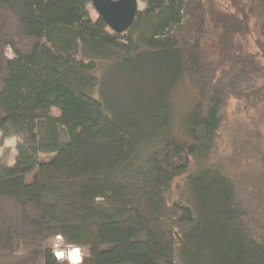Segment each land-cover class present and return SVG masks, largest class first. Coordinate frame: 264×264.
Listing matches in <instances>:
<instances>
[{
    "label": "trees",
    "instance_id": "1",
    "mask_svg": "<svg viewBox=\"0 0 264 264\" xmlns=\"http://www.w3.org/2000/svg\"><path fill=\"white\" fill-rule=\"evenodd\" d=\"M140 1L116 33L91 0H0V264H70L57 236L78 264H264V153L247 207L211 160L227 100L264 101V0Z\"/></svg>",
    "mask_w": 264,
    "mask_h": 264
},
{
    "label": "rangeland",
    "instance_id": "2",
    "mask_svg": "<svg viewBox=\"0 0 264 264\" xmlns=\"http://www.w3.org/2000/svg\"><path fill=\"white\" fill-rule=\"evenodd\" d=\"M216 1L220 4L226 2L225 0ZM143 8L144 4L139 0V10L141 11ZM88 10L90 17L97 25L109 29L91 5L88 6ZM253 38L252 35L246 37L247 47L249 51L256 52V48L253 46ZM5 53L9 58L13 57L10 48H7ZM193 91V86L186 83L180 90V96L184 100H190L194 96ZM51 114L57 116L59 109L52 108ZM222 117V124L218 131L211 160L220 163L226 172L237 183H240V199L242 204L247 207L252 204L253 192L257 190V188L251 189L248 179L258 176L261 172L259 158L264 153V101L231 97L222 109ZM17 141V137L4 138L0 134V165L11 166L14 163ZM185 178L186 174L177 177L172 182L167 193L170 201L179 198ZM48 246L52 248L58 260H66L70 264H78L85 253L82 248L64 244L59 236L51 240ZM72 250H75L76 255L79 256V261H75L71 257L70 252Z\"/></svg>",
    "mask_w": 264,
    "mask_h": 264
},
{
    "label": "water",
    "instance_id": "3",
    "mask_svg": "<svg viewBox=\"0 0 264 264\" xmlns=\"http://www.w3.org/2000/svg\"><path fill=\"white\" fill-rule=\"evenodd\" d=\"M91 6L116 33H125L139 12V0H91Z\"/></svg>",
    "mask_w": 264,
    "mask_h": 264
},
{
    "label": "bare ground",
    "instance_id": "4",
    "mask_svg": "<svg viewBox=\"0 0 264 264\" xmlns=\"http://www.w3.org/2000/svg\"><path fill=\"white\" fill-rule=\"evenodd\" d=\"M75 250H76V249H75ZM75 250H74V251L72 250V251L70 252L71 257H73V258H74V254L76 255Z\"/></svg>",
    "mask_w": 264,
    "mask_h": 264
},
{
    "label": "clouds",
    "instance_id": "5",
    "mask_svg": "<svg viewBox=\"0 0 264 264\" xmlns=\"http://www.w3.org/2000/svg\"><path fill=\"white\" fill-rule=\"evenodd\" d=\"M75 261H79V256L74 254Z\"/></svg>",
    "mask_w": 264,
    "mask_h": 264
}]
</instances>
